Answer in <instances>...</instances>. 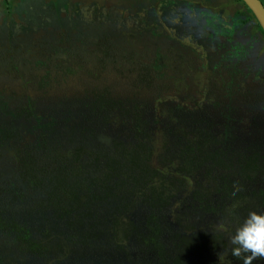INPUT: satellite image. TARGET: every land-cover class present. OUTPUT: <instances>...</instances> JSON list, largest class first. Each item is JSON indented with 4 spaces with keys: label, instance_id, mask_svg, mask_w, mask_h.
I'll use <instances>...</instances> for the list:
<instances>
[{
    "label": "rangeland",
    "instance_id": "obj_1",
    "mask_svg": "<svg viewBox=\"0 0 264 264\" xmlns=\"http://www.w3.org/2000/svg\"><path fill=\"white\" fill-rule=\"evenodd\" d=\"M2 1L0 181L5 186L18 183L9 151L16 139L37 153L43 142L67 149L70 141L76 145L90 135L93 147L119 138L130 142L129 121L136 110L151 138L160 141L155 144V163L167 177H176V164L168 161L177 158L183 129L207 131L221 140L219 149L232 154L258 152L264 157V53L258 38L244 30L236 33L237 21L226 18L243 11L234 0H13L8 12ZM58 6L62 9L55 15L52 9ZM137 66L155 72L153 88H136L127 79ZM101 91L117 100L105 123L91 104L94 92ZM164 141L167 145H160ZM219 173L215 169L214 174ZM181 179L183 186L171 205L159 212L169 223L167 244L177 231L174 213H190L197 229L219 221L213 213L218 195L202 204L191 197L194 187L211 188L203 171ZM261 189L263 175L236 180L239 193L252 195ZM21 195L23 201L13 208L23 218L32 203L25 188ZM95 207L103 216L104 209ZM147 212L139 205L132 218L140 224ZM25 220L38 228L40 240L54 246L62 223L50 210ZM62 234L66 239L63 228ZM11 243L0 232V261L5 260L0 264H128L121 253L103 244L77 247L75 255L35 258ZM130 252L139 254L132 243ZM228 258V249L216 255L218 261Z\"/></svg>",
    "mask_w": 264,
    "mask_h": 264
},
{
    "label": "trees",
    "instance_id": "obj_2",
    "mask_svg": "<svg viewBox=\"0 0 264 264\" xmlns=\"http://www.w3.org/2000/svg\"><path fill=\"white\" fill-rule=\"evenodd\" d=\"M2 2L7 12L12 10V1ZM234 3L241 5L243 11L231 16L228 13L226 18L237 21L236 33L244 30L258 38L262 45L260 52L264 53V35L254 17L240 0ZM61 9L58 6L52 11L56 15ZM126 77L136 88L149 89L155 85V72L147 67L130 69ZM116 102L105 91L94 92L91 104L102 123L111 117ZM128 129L130 142L119 138L111 140L108 146L93 147L90 135L76 145L70 141L71 148L67 149L43 142L42 152L38 153L27 142L18 143L16 139L9 151L18 183L7 187L0 181V232L12 239L11 244L17 250L35 258H55L60 253L75 255L77 247L103 244L121 253L128 264H244L243 256L231 255L230 239L249 213L264 209V190L248 195L236 191L235 185L237 179L251 181L258 175L264 176V157L258 152L232 154L219 149L221 140L207 131L183 129L177 158L168 161L177 167L176 177L171 178L156 167L159 151L155 144L159 140L151 138L138 110L133 112ZM164 142L160 145L166 146L167 141ZM200 169L206 183H212L211 188H206L208 184L194 187L191 197L202 204L218 195L220 200L213 213L219 221L197 229L190 222V213H174L171 217L177 231L167 244L165 233L169 223L160 219L159 212L171 205L174 194L182 188L180 177ZM215 169L220 172L218 175L214 174ZM21 188H25L32 203L23 218L13 208V203L23 201ZM97 204L104 209L103 216L97 212ZM139 205H145L148 212L144 221L137 224L132 214ZM44 210H50L62 223L55 232L54 246L49 240H40L38 228L25 220V217L37 219ZM131 243L138 248L137 256L130 252ZM61 247L66 251L58 250ZM222 249L229 251L227 262L216 259ZM260 260L254 259L252 264Z\"/></svg>",
    "mask_w": 264,
    "mask_h": 264
},
{
    "label": "clouds",
    "instance_id": "obj_3",
    "mask_svg": "<svg viewBox=\"0 0 264 264\" xmlns=\"http://www.w3.org/2000/svg\"><path fill=\"white\" fill-rule=\"evenodd\" d=\"M231 255L244 258V264L264 259V213H249L230 239ZM250 253V255H248Z\"/></svg>",
    "mask_w": 264,
    "mask_h": 264
},
{
    "label": "water",
    "instance_id": "obj_4",
    "mask_svg": "<svg viewBox=\"0 0 264 264\" xmlns=\"http://www.w3.org/2000/svg\"><path fill=\"white\" fill-rule=\"evenodd\" d=\"M254 17L264 35V6L260 0H240Z\"/></svg>",
    "mask_w": 264,
    "mask_h": 264
},
{
    "label": "flooded vegetation",
    "instance_id": "obj_5",
    "mask_svg": "<svg viewBox=\"0 0 264 264\" xmlns=\"http://www.w3.org/2000/svg\"><path fill=\"white\" fill-rule=\"evenodd\" d=\"M10 1H13V0H10ZM261 1V3L263 4V6H264V3H263V1L262 0H260ZM242 3V2H241ZM45 4V3H44ZM243 4V3H242ZM244 5V4H243ZM245 6V5H244ZM246 7V6H245ZM247 9V8H246ZM248 10V9H247Z\"/></svg>",
    "mask_w": 264,
    "mask_h": 264
}]
</instances>
